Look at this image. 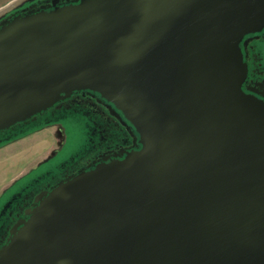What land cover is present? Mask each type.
Instances as JSON below:
<instances>
[{
	"label": "water",
	"instance_id": "95a60500",
	"mask_svg": "<svg viewBox=\"0 0 264 264\" xmlns=\"http://www.w3.org/2000/svg\"><path fill=\"white\" fill-rule=\"evenodd\" d=\"M57 1L0 19V130L89 89L142 148L61 181L0 264H264V0Z\"/></svg>",
	"mask_w": 264,
	"mask_h": 264
},
{
	"label": "flooded vegetation",
	"instance_id": "af4514ba",
	"mask_svg": "<svg viewBox=\"0 0 264 264\" xmlns=\"http://www.w3.org/2000/svg\"><path fill=\"white\" fill-rule=\"evenodd\" d=\"M75 2L58 0L57 5ZM53 8V0L25 2L5 17L25 13V8ZM29 10V9H28ZM248 75L243 89L264 100V29L246 35L241 42ZM55 128L56 147L27 173L0 193V249L13 236V230L30 217L29 211L61 181L98 164L124 159L142 148L141 136L133 123L99 92L83 89L33 118L0 130V148L34 130ZM57 157L59 159L55 160ZM59 160V161H58Z\"/></svg>",
	"mask_w": 264,
	"mask_h": 264
},
{
	"label": "rangeland",
	"instance_id": "374dc122",
	"mask_svg": "<svg viewBox=\"0 0 264 264\" xmlns=\"http://www.w3.org/2000/svg\"><path fill=\"white\" fill-rule=\"evenodd\" d=\"M11 11L12 8L1 16ZM54 133V127L41 131L34 130L0 148V193L51 154L56 147L57 138L53 139V136H56Z\"/></svg>",
	"mask_w": 264,
	"mask_h": 264
},
{
	"label": "crops",
	"instance_id": "0c3cea01",
	"mask_svg": "<svg viewBox=\"0 0 264 264\" xmlns=\"http://www.w3.org/2000/svg\"><path fill=\"white\" fill-rule=\"evenodd\" d=\"M25 1L27 0H0V16L2 13H5L10 8H12L13 10L16 7L20 6L22 3H24Z\"/></svg>",
	"mask_w": 264,
	"mask_h": 264
}]
</instances>
